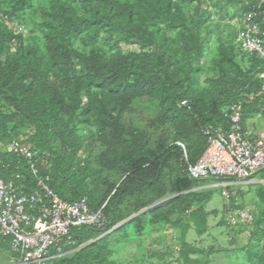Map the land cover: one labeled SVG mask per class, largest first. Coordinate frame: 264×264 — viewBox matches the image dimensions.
I'll use <instances>...</instances> for the list:
<instances>
[{
	"label": "trees",
	"instance_id": "1",
	"mask_svg": "<svg viewBox=\"0 0 264 264\" xmlns=\"http://www.w3.org/2000/svg\"><path fill=\"white\" fill-rule=\"evenodd\" d=\"M260 1L221 5L219 17L242 15ZM213 6L209 0H0V140L33 129L37 139L21 142L46 155L48 165L39 169L48 184L69 202L87 197L93 210L106 204L107 222L73 228L71 252L56 264H121L114 246L149 225L192 221L200 235L206 231L203 203L212 195L199 189L213 180L188 172L208 145L205 129H228L225 111L234 104L243 106L245 131L251 115L264 116V63L241 50L237 33L221 40L217 75L200 86ZM147 102L155 112L142 119ZM0 154L11 163L3 170L7 178L21 172L26 190L36 187L25 160ZM259 197L264 202V186ZM263 220L256 222L260 245L252 264H264ZM187 230L179 253L189 263L202 249L187 242ZM0 248L11 254L9 237L0 235Z\"/></svg>",
	"mask_w": 264,
	"mask_h": 264
},
{
	"label": "built area",
	"instance_id": "2",
	"mask_svg": "<svg viewBox=\"0 0 264 264\" xmlns=\"http://www.w3.org/2000/svg\"><path fill=\"white\" fill-rule=\"evenodd\" d=\"M237 27V43L242 51L254 55L264 63V0L234 19ZM264 83V70L259 73ZM251 98L253 95L250 96ZM190 101L184 100L183 104ZM228 129L210 127L205 129L208 145L196 163L190 164L188 172L196 180H215V185L227 190L229 185L247 183L264 169V132L250 135L243 128V106L234 104L225 111ZM185 148L182 142H178ZM6 151V150H4ZM25 160L28 169L37 179L32 190H26L21 172L7 178V163L0 154V235L10 238L13 264H56L69 254L72 244L71 230L81 226H103L107 222L106 204L93 210L84 197L69 202L57 193L41 175L39 166L46 167L45 154L29 144L13 140L7 150ZM232 195H237L233 190ZM239 211H234L230 221L236 223ZM253 213L244 214L247 221L254 220ZM69 249V250H68Z\"/></svg>",
	"mask_w": 264,
	"mask_h": 264
},
{
	"label": "rangeland",
	"instance_id": "3",
	"mask_svg": "<svg viewBox=\"0 0 264 264\" xmlns=\"http://www.w3.org/2000/svg\"><path fill=\"white\" fill-rule=\"evenodd\" d=\"M232 1L209 0L210 4L214 5V8L212 7L211 9L213 13L212 18L203 31V37L208 44V52L204 60L205 68L199 75L201 87L207 85V79L209 77L217 75L215 66L220 56L219 44L221 40L231 39L235 33L238 32L233 21L234 19H240L243 15L221 20L218 12L220 6L225 4L233 8H240L241 6L248 5L251 1L255 2L259 0ZM192 8L190 7L188 10H191ZM12 24L16 26L15 22H12ZM22 30L24 34H28L27 29L23 28ZM137 49L138 48L135 46H123V50L126 51ZM241 62L244 66L249 65V57L241 59ZM155 107V103L152 102L142 104V108L144 109V113L142 112V119H148V113L155 112ZM257 118L258 120L262 119L264 121V116L261 114H259ZM84 133L89 137L93 134V129L85 127ZM32 138L33 140L37 139L33 129L27 128L21 130L18 134H13L12 138L6 140V142L0 140V149L8 150L12 143L11 141L15 139L29 141ZM256 179L264 181V171H260L256 176ZM215 183L214 180L210 181L201 185V188L199 189L203 191L202 193H210L212 195V200L203 203L204 206L207 204L205 207L210 211L207 230L202 235L197 234L196 231L194 234L190 235L186 233L187 241L202 249L201 253L190 255V258L192 259L191 262L187 263L179 253V249L182 246V228L171 226L155 228L149 233L143 234L140 238H130L126 242L114 246L115 253L113 258L121 264H165L167 262L172 264H252L248 259L249 254L256 249L254 247L258 242L256 241L257 236L255 234L252 236L253 230L257 226V220L264 217V208H257L260 206L257 196L259 197V190L264 186V183L241 185L239 199L234 201V204L246 205V203H249L248 205L253 208L252 210L255 209L253 213L255 218L252 221H247L244 219V214L240 213L243 220L238 219L236 220V223L231 222L229 219L230 214L228 209L231 204L228 203L227 200L230 198L228 197V194V198L225 197V192L228 193V191L223 190L222 186H217ZM229 195L232 197L231 193ZM239 210V207L234 206V211ZM176 217H180V215H177ZM121 223L119 224L120 226L122 225ZM249 242H251V248L254 250H241V247L247 246ZM157 252L165 253L163 256L164 259L154 257L153 254ZM0 264H13L9 252L3 251L1 248Z\"/></svg>",
	"mask_w": 264,
	"mask_h": 264
},
{
	"label": "crops",
	"instance_id": "4",
	"mask_svg": "<svg viewBox=\"0 0 264 264\" xmlns=\"http://www.w3.org/2000/svg\"><path fill=\"white\" fill-rule=\"evenodd\" d=\"M259 116V114H257V115H251L248 119H247V121H246V123H245V129H246V131L250 134V135H258V134H261V133H263L264 132V121L262 120V119H259L258 120V117ZM258 121V122H257ZM261 171H264V169L263 170H261ZM260 172V171H259ZM259 172H257L254 176H253V178L249 181V182H247V183H236V184H234V185H229L228 187V189L231 191L230 193L232 194L233 193V190L235 189V190H237V195H232V197H229L230 199H228L227 201H228V203H230L231 204V206L229 207V209H228V211H229V216L230 217H232V214H233V212H234V206H236V207H239V212L241 213V214H247V213H254V210H252L253 208H251L248 204L249 203H246V205L245 204H241V205H236V204H234V201H236V200H238L239 199V194H240V192H241V190H240V187H241V185H243V184H251V185H255V184H263L264 183V181H262V180H258V179H256V176L258 175V173ZM236 196V197H235ZM226 198H228L227 196H225ZM169 197H166V198H163V199H161V200H159V201H157L156 203H160V202H163V201H165V200H167ZM257 198L259 199V205L260 206H258L257 208H264V202L261 200V198L260 197H258L257 196ZM212 200V198L209 200V201H211ZM208 201V202H209ZM207 205V204H206ZM205 205V206H206ZM205 210H206V212L208 213V216H207V220H208V222H209V215H210V211H209V209H207L206 207H205ZM230 217H229V219H230ZM243 220V217H240V218H236V220ZM240 222V221H239ZM209 224V223H208ZM161 226H169V225H165V224H160V225H149V226H147L146 227V230L144 231V233L146 234V233H149L150 231H152V230H154L155 228H159V227H161ZM181 226V227H180ZM180 226H177V227H179V228H182V229H185V228H187L188 230H187V233H188V235H190V234H194L195 233V231L197 232V234H199L198 233V231H197V226H196V224L194 223V222H192V221H184ZM208 226V225H207ZM255 229H256V227H255ZM255 229L253 230V234H254V231H255ZM206 230H207V228H206ZM247 232H249V231H247ZM250 234H251V232H250ZM253 234H252V236H253ZM187 235V234H186ZM200 235V234H199ZM202 235V234H201ZM135 237H141V235H139V234H137L136 232H132L131 233V236L128 238V240L130 239V238H135ZM234 237V236H233ZM251 238V237H250ZM252 239V238H251ZM187 240V239H186ZM234 240V239H233ZM256 241H258L257 240V238H256ZM188 242V241H187ZM188 243H190V242H188ZM191 244V243H190ZM192 245V244H191ZM259 245H260V243L259 242H257V244H256V246L254 247V248H258L259 247ZM193 246H195V245H193ZM197 247V246H196ZM252 246H251V242H249L248 244H247V246H245V247H241L240 249L241 250H251L252 248H251ZM199 248V247H198ZM200 249V248H199ZM252 250H254V249H252ZM250 254H251V252H250ZM250 254H249V257H250ZM249 259V258H248Z\"/></svg>",
	"mask_w": 264,
	"mask_h": 264
},
{
	"label": "water",
	"instance_id": "5",
	"mask_svg": "<svg viewBox=\"0 0 264 264\" xmlns=\"http://www.w3.org/2000/svg\"><path fill=\"white\" fill-rule=\"evenodd\" d=\"M156 204H158V203H154V204L151 205L149 208L155 206ZM146 210H147V209L142 210L140 213H138V215L141 214V213H143V212H145ZM135 216H137V215H134V216L130 217L129 219H127V221L131 220V219L134 218ZM127 221H125V222H127ZM125 222H124V223H125ZM124 223H121V224H124ZM118 226H120V225H118ZM118 226H117V227H118ZM117 227H115V228H117Z\"/></svg>",
	"mask_w": 264,
	"mask_h": 264
}]
</instances>
